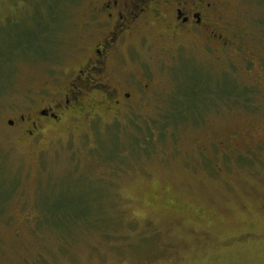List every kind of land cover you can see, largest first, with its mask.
<instances>
[{"label":"rangeland","instance_id":"rangeland-1","mask_svg":"<svg viewBox=\"0 0 264 264\" xmlns=\"http://www.w3.org/2000/svg\"><path fill=\"white\" fill-rule=\"evenodd\" d=\"M95 1L0 0V264H264V0H211L206 30L168 42L141 20L117 63L153 93L130 111L4 126L102 38Z\"/></svg>","mask_w":264,"mask_h":264},{"label":"flooded vegetation","instance_id":"flooded-vegetation-1","mask_svg":"<svg viewBox=\"0 0 264 264\" xmlns=\"http://www.w3.org/2000/svg\"><path fill=\"white\" fill-rule=\"evenodd\" d=\"M217 7L218 4L211 0L92 2L88 6V19L84 22L83 31L92 35L102 34V38L92 46L89 53L83 54L82 65L74 71L65 85L59 88L56 86L43 88L49 91L47 96L42 98L29 96L24 112L7 116L4 126L11 129L21 128L27 139L34 140L49 132L63 119L87 113L96 114L98 110L104 108L103 105L114 111L121 109L130 111L135 97L153 93L152 81L143 84L140 78L136 76L135 79L130 72L119 71L117 63V57L121 56L124 46L127 49V39L138 30L140 21L150 23V19L152 21L158 19L163 22L164 28L158 36H161V41L168 42L167 39L171 41L178 36H199L201 30L208 28L211 23L210 17ZM169 10L172 13H169ZM209 35L210 32L205 37L208 43L231 47L221 33L213 34L212 37ZM116 70L130 77L124 83L114 81L112 78L117 74ZM75 85L77 91L73 90Z\"/></svg>","mask_w":264,"mask_h":264},{"label":"trees","instance_id":"trees-1","mask_svg":"<svg viewBox=\"0 0 264 264\" xmlns=\"http://www.w3.org/2000/svg\"><path fill=\"white\" fill-rule=\"evenodd\" d=\"M225 38V37H224ZM226 40V39H225ZM228 40V39H227ZM226 40V41H227ZM232 48H235L236 49V52L238 51V48L236 47V46H231V47H221V45H219L218 46V48H217V50L216 51H220V50H225V51H229V52H231L232 51ZM248 90V89H247ZM249 91V90H248ZM234 94H236V93H234ZM247 94H248V92H247ZM98 112V111H97ZM170 118H171V116H170ZM228 147H230V143L228 144V145H222L221 144V142H218L216 145H215V151H219L222 155H225V156H227L226 154H224V153H222V151L224 150V149H226V148H228ZM201 151H203L204 153L206 152L205 150H204V148L201 146V148H200V153H201Z\"/></svg>","mask_w":264,"mask_h":264}]
</instances>
